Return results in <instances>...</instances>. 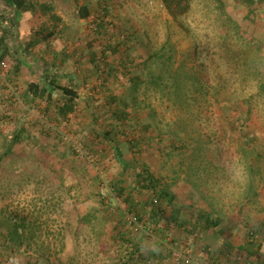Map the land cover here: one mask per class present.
<instances>
[{"label": "rangeland", "instance_id": "obj_1", "mask_svg": "<svg viewBox=\"0 0 264 264\" xmlns=\"http://www.w3.org/2000/svg\"><path fill=\"white\" fill-rule=\"evenodd\" d=\"M224 2L225 12L217 9V0H194L191 11L178 20H174L160 0H108L110 16L118 18L116 25L110 26L109 35H113L115 42L130 36V44L133 48L129 50V54L135 59L131 61L132 63L142 61L143 57L146 58L156 51L169 38L177 49L178 63L184 62V65L189 67L190 74L197 76L200 74L204 80L209 77L212 80L214 78L230 80L235 88L240 89L244 84L242 73L245 72L246 66L236 59L231 50H228L229 46L225 44V33L221 24L226 16L238 21L244 36L256 42L264 54V0H224ZM93 3L97 5L96 1ZM1 8L3 6H0V12ZM5 20H2V25L9 26ZM49 22L40 17L29 20L27 25L30 31L26 35V40L29 39L26 43L28 44L35 37L38 30L40 32L46 28L45 25ZM70 24L72 27L68 33L65 32L67 35L59 42H62L60 46L68 45L72 48L81 44L79 40L89 39L91 40V57L103 47L107 37L99 36L94 29H90L91 23L84 25L88 32L84 33L87 39L81 37L79 30L73 31L77 24L75 16ZM18 29L19 27H16L17 31ZM17 33L12 35L11 41L8 42L10 52L5 57L10 64V68L4 73L8 84L0 82V115L9 116L8 120L0 121V157L4 152L3 147L9 143L20 123L28 124L33 137L27 139L25 143L18 144L11 155L0 160V252L3 254L4 250L7 252L10 250L4 244L8 226H2L3 222L7 217H11L13 221L22 217L26 219V222H33L40 226L41 237L39 239L31 237L30 246L17 245L15 247L17 253L12 260L8 256V264H28L29 260L30 264H117L116 259L112 261V258L116 257L115 246L112 244L116 234L115 219L107 211L102 210L101 214H94L99 219L98 223L91 219V210L97 207L104 209L96 196L101 178L114 188V197L110 196L108 201L112 202L113 199L115 206L119 203L123 210L120 208L118 210L122 212L128 207L120 197L115 184L117 176L121 175L124 167L116 160L107 144L99 139L101 136L96 135L97 130L100 133L108 126L107 122L111 117L109 113H106L105 108L108 107L111 95L118 94L120 100L129 104L133 102L128 90L131 82L125 73V67L119 68L117 78H111V82L101 87L99 93L101 98L93 101V105L88 103V105L91 104V116L85 114L84 110L78 112L85 114L77 115L81 118L79 129L75 121L76 116L74 119L68 117L67 120L51 119L54 114L48 113L46 109L49 108L51 111L56 109V98L51 103L47 98H40L35 103L25 100L29 98L26 92L29 91L32 73L33 80L42 75L41 68L38 69L39 64H35L34 61H38L44 55V48L41 45H34V51L28 50L27 47H23L25 41L20 43L18 40L20 36L16 35ZM195 46L197 56L193 54ZM120 48V52L118 51L116 55L110 54L116 64L120 63V54L127 46L121 45ZM92 58L91 82H97L101 72L108 70L98 57L97 63L101 68L97 71ZM21 62L25 69L20 72L21 76L17 79ZM246 83L252 84L251 77ZM9 85L14 88V92L12 89L9 90ZM140 98L144 99L145 96L142 94ZM163 99L151 90L141 107L133 108L130 105L125 107L122 103L117 105L121 108L120 110L125 109L132 116L137 117V120L132 123L134 127L152 121L149 110L144 107L146 104L152 106L157 117L163 122L173 120L179 113L180 117L187 122L195 140H202L206 142L205 146L211 147L210 156L203 155V164L200 159L201 165L197 167V175L191 177L194 184H199L203 188L205 199L198 187L184 178V173L179 166L180 156L169 157L160 152L158 147L149 144H145L140 155H143L144 160L150 165L155 164L154 171L161 173L165 177L164 181L171 184L170 190L178 200L208 210H212L211 206H214V210L225 217L223 238L235 249L244 238L246 226L239 219L237 212L239 202L245 201L241 193V184L233 182L230 178L231 169L236 163L233 156L234 150L227 145L224 148H217L216 144L208 142L209 139L215 141V135H211L202 100L198 99L197 104L190 110L184 111L168 107L169 100ZM80 105L88 108L83 103ZM117 105H112L110 109L119 110L116 108ZM261 109L262 117H264V107ZM172 125L176 127L175 124ZM64 134L74 138L87 151L97 153L99 162H103L105 167L98 169L99 163L97 168L88 160L80 158L70 143L63 142ZM128 135H130L128 138L119 135L118 139L126 156L125 159L132 162V154L127 142L132 137V133ZM154 136L156 137V133ZM185 163L186 166L183 168L187 167L188 161ZM192 166L194 167L195 163H192ZM177 171L180 174L179 179H176ZM94 177L97 182L93 180ZM261 192L263 194L260 197L261 203L251 204L244 209V218L246 215L250 216L252 225L259 221L264 223V189ZM150 197L152 195L142 194L138 201L147 202ZM110 211L113 212L111 208ZM160 224L164 227L166 218H163ZM170 225L168 233H171L170 237L172 236L175 240L173 243L175 248L186 250L199 259L204 257L202 260L204 263H210L206 256L211 255V252L216 249H225V252L232 249L224 247L221 239L212 232L208 233L207 237L196 238L179 230L176 224ZM176 231H180V236L175 235ZM168 233L164 232L159 236L155 230L153 231L158 240L166 234L169 235ZM170 240L166 238L165 243ZM206 246L210 247V252L206 250ZM223 264L226 263L223 261Z\"/></svg>", "mask_w": 264, "mask_h": 264}, {"label": "trees", "instance_id": "obj_2", "mask_svg": "<svg viewBox=\"0 0 264 264\" xmlns=\"http://www.w3.org/2000/svg\"><path fill=\"white\" fill-rule=\"evenodd\" d=\"M4 1L6 6L2 18L6 20L9 19L6 15L9 6L15 13L32 10L31 12L36 14L38 8H41L43 15H49L48 19L52 21V29L46 27L40 32L38 30L35 37L28 42L27 46L29 47L27 49L34 51V45L49 47L61 23L59 16L53 12L54 6L48 3L38 5L27 0ZM95 1L97 5L93 3ZM160 1L174 20L187 15L194 3V0ZM217 1V9L225 12L224 0ZM107 2L108 0H86L85 4L83 3L79 8L77 17L89 18L90 20L87 23L95 24L94 32L99 36L108 38L104 40L103 47L99 49V55L97 53H94V56L92 55V61L97 71L101 68L97 63L98 57L107 66L108 71L104 70L99 75L103 86L111 78L118 77L117 72L120 67L123 69L125 67V73L131 82L128 90L133 101L132 104L120 100L118 94L111 95L108 107L105 108L107 109L106 113H109L111 118L107 122L108 126L101 130L98 135L102 137V142L105 141L116 160L124 167L121 175L117 176L118 178L116 177L115 184L120 197L128 206L126 211L134 213L146 230L135 231L133 225L126 220L125 211L118 210L119 205L116 203L117 206H115L113 199L112 202H107L101 198L97 191L96 196L104 209L97 207L91 210V219L98 221L97 215L94 214H101L100 211L102 210H104L103 212L107 211L115 219L116 234L112 244L115 246L116 257L112 258V261L116 259L117 264H174L171 256L173 253L172 248L175 249L173 244L175 240L171 236L170 242L165 243V239L171 234L168 233L171 223H173V226L176 224L182 232L196 238L207 237L208 233L212 232L217 238L221 239V244L224 247L233 249L228 244L229 242L223 238L225 217L219 211L214 210V206H211L212 210H208L178 200L177 196L170 190L171 184L164 181L165 177L161 173L154 171L155 164L150 165L144 160L143 155H140L145 144H149L158 147L160 152L167 154L169 157L172 155L180 156L179 166L182 173H184V178L190 184L198 187L203 199L206 198L203 188L199 184H194L191 177L197 175V167L201 165L200 159H202L203 164V155L210 156L211 147L205 146L206 142H202V140H195L187 122L180 117V114L177 113L178 115L169 122H163L157 117V113L152 106L145 103L144 107L149 110L152 121L134 127L132 123L137 120V117L132 116L125 109L120 110L121 108L117 105L122 103L125 107H129V105L133 108L141 107L142 102L146 101L150 91L153 90V93L159 94L162 100L167 98L170 102L168 107L175 110H190L197 104L198 99L202 100L211 135H215V141L208 138V142L216 144L217 148L227 146L233 148V156L236 162L242 163L246 169V182L240 185L242 197L245 201H241L237 205L239 219L246 226L244 238L231 251L225 252V249L218 248L216 251L211 252V255L208 254L209 256L206 257L210 261L209 264H223V261L226 264H264V223L259 221L257 224L252 225L250 216L246 215L244 218V209L247 206L261 203L260 197L263 195L261 191L264 189V117H262L263 111L261 109L264 107V54L262 49L252 39L244 36L238 21L230 16L225 17L221 24L225 33V44L229 46L228 50H231L236 59L242 61L246 66L245 72L242 73L244 84L240 89L235 88L230 80H217V78L212 80L210 77L204 80L200 74L198 76L190 74L189 67H186L184 62L178 63L177 49L169 38L156 51L146 58L143 57L142 61L132 63L135 59L129 54V50L133 48L130 44V36H125L122 41L115 42L113 35H109L110 26L114 27L118 18L117 16H110ZM8 22L15 24L14 20L9 19ZM9 41H11L9 36L3 33L0 34V61L4 60L10 52L8 48ZM121 45H126L127 48L120 54V63L116 64L110 54L116 55L119 53ZM193 54L197 56L196 46ZM42 63L43 70H41V73L44 80L41 82L33 81L29 84V98L25 100L35 103L40 98H47L48 102L51 103L55 100V93L60 94L61 98L57 101L56 109L52 110L53 112L49 108L46 110L48 113L54 114L51 119L67 120L69 114L75 112L81 103V96L78 94L79 85L59 83L55 78L56 73L54 70L49 69V64H51L49 59L43 58ZM249 77L252 80L251 85L246 83ZM142 94L145 96L144 99L140 98ZM90 100L85 101V104L91 102L93 105L96 98L91 97ZM112 105H117L116 108H119V110H111ZM8 119L9 116L0 115V121ZM172 124H175L176 127H173ZM94 130L96 131V129ZM130 132L132 137L127 142L132 154V162L125 159L126 156L118 139L119 135L128 138ZM154 133H156V137ZM32 137L28 124L26 122L20 123L17 131L11 136L9 143L3 147L4 152L0 160L11 155L18 144L25 143L27 139ZM99 161L100 158L96 163L97 168L98 163V169L104 168V163ZM186 161H188L187 167L183 168L186 166ZM192 163H195L194 167ZM198 177L200 178V176ZM179 178L180 174L177 171L176 179ZM93 180L97 182L96 177ZM129 182L131 183L129 184ZM142 194L152 195V197L147 199V202H140L138 198ZM156 196H158V201L154 202ZM149 207L151 208L149 209ZM110 208L113 212L110 211ZM187 212L189 214H186ZM163 218H166V224L161 227L160 222ZM5 225L8 226V229L4 237L7 244H4L10 250L8 252L4 250L5 253L3 254L0 252V264H8V256L11 260L13 259L17 253L15 248L17 245L19 247L30 246L31 237L39 239L41 237L39 233L42 231L40 226L33 222H26V219L22 217L15 221L11 217H7L2 226ZM154 230L159 236L164 232L169 235L166 234L158 240L157 236L153 234ZM175 235L180 236V231H176ZM130 244L132 250H129ZM205 248L210 252L209 246ZM200 259L204 260V257ZM28 264H30V260Z\"/></svg>", "mask_w": 264, "mask_h": 264}, {"label": "crops", "instance_id": "obj_3", "mask_svg": "<svg viewBox=\"0 0 264 264\" xmlns=\"http://www.w3.org/2000/svg\"><path fill=\"white\" fill-rule=\"evenodd\" d=\"M28 2H32L34 4H41V3H48L51 4V6H54L53 12L56 13L60 20V27L58 28V30L56 31L55 35L52 38V41L50 43L49 47H45L44 48V55H42L40 57V59L38 61H34L35 64H39V68L42 69L41 65L43 64V58H48L50 63L49 64V69L51 71L54 70V72L56 73L55 78L56 80L61 83V84H71V85H79V89H78V94L81 96L80 101L81 103L85 104V101L90 100L91 97L96 98H101L102 96L99 95L100 91H101V87L103 86V82L102 80L99 78L97 80V82H91L92 80V76H91V40L87 39L85 37L84 33H88L85 30V23H87L90 19L85 18V17H77V13H79V8L82 6V4H85L86 0H27ZM0 6H3V8H1V12H0V34H5L6 36L9 35V38L12 39V35H14L15 33H17L16 35H19L20 37L18 38V40L20 41V43H22L23 41H25V44L23 45V47H28L26 41L29 39L27 38L26 40V35L28 34V32L30 31L27 22L29 20H31L33 17H40L41 19H45L46 21H50L48 25H45L46 27H49L50 29H52V21L49 18V15H43L42 14V10L41 8H38V13L33 14V12L31 11H24L21 13H15V11H13V9L11 8V6H9L6 10L7 12V17L12 21L14 20L15 24H10L8 22V20H5V22L7 24H9V26H3L2 25V15L5 14V6H6V2L4 0H0ZM76 17L77 19V24H75V28L73 29V31H78L80 32L81 37L86 38L87 41L84 39L83 40H79L81 41V44L76 45L75 47L73 46L72 48L68 45L66 46H60L59 43L60 41L63 40V37H65L68 33V31L71 29V20L73 19V17ZM33 23V20L31 21ZM18 23V24H17ZM82 25V28H81ZM37 26V25H36ZM16 27H19L18 31L16 30ZM63 29H66L65 31H62ZM37 30V29H36ZM35 31V30H34ZM64 32V33H63ZM63 33V34H61ZM17 40V41H18ZM57 44V45H56ZM55 45V46H54ZM19 47V46H18ZM22 47V45H21ZM19 47V48H21ZM46 48V49H45ZM14 50L16 51V48H14ZM96 53L99 55V50L96 51ZM100 58V57H99ZM93 63V61H92ZM22 65H20V67H18L19 71V76H17V79L20 78L21 74L20 72L23 71L25 69V66L23 65V62H21ZM34 64V65H35ZM33 75V73H32ZM31 75V82H41L44 80V76H38L37 79L33 80L34 78ZM28 78V77H26ZM52 78V77H51ZM111 82V81H110ZM82 85V86H81ZM82 88V89H81ZM26 94L28 95V92H26ZM54 97L56 98L55 101L60 100L61 96L60 94L55 93ZM91 101V100H90ZM80 103V104H81ZM91 103V102H90ZM87 105L88 108L82 107L80 105V107H77L76 111L73 113L69 114V118L74 119V117L76 118V124L77 127L80 129L81 127V123L80 120L81 118L77 115H81L83 113H78L84 110L85 114H88V116H91V104ZM83 114V115H85ZM72 120V119H71ZM80 132V131H79ZM99 131H97L98 135ZM97 137V136H96ZM99 139H102V137H99ZM97 140V139H96ZM103 142H105L103 140ZM104 172V171H103Z\"/></svg>", "mask_w": 264, "mask_h": 264}, {"label": "built area", "instance_id": "obj_4", "mask_svg": "<svg viewBox=\"0 0 264 264\" xmlns=\"http://www.w3.org/2000/svg\"><path fill=\"white\" fill-rule=\"evenodd\" d=\"M89 28L94 29L95 24L94 23L90 24ZM9 68H10V64L9 62H7V60L4 59L0 61V82H7L4 73L8 71ZM11 89L14 92V88L9 85V90ZM62 139L63 142H68L72 145L74 151L80 158L88 160L92 166L94 165L96 166L97 160L99 159V155L97 153H91L87 151L83 145H81L78 141L68 136L67 134H64L62 136ZM100 182L101 183L98 190L99 194L101 198L105 199L108 202L110 196L114 197V188L104 178H101ZM157 201L158 198H155L154 202ZM117 204L119 205V208L123 210V207L119 203ZM125 213H126V220L128 221V223L133 225L135 231H146L145 227L143 226V224H141V222L138 220L137 216L134 213H130L126 211ZM167 238L170 239V236ZM172 249H173V253L171 256V260L174 264H208V263H204L201 259L191 255L186 250H180L176 248L175 249L172 248ZM129 250H132L131 244L129 245Z\"/></svg>", "mask_w": 264, "mask_h": 264}, {"label": "clouds", "instance_id": "obj_5", "mask_svg": "<svg viewBox=\"0 0 264 264\" xmlns=\"http://www.w3.org/2000/svg\"><path fill=\"white\" fill-rule=\"evenodd\" d=\"M230 178L233 182L238 184H244L246 182V169L242 163L238 161L233 165V168L230 172Z\"/></svg>", "mask_w": 264, "mask_h": 264}]
</instances>
